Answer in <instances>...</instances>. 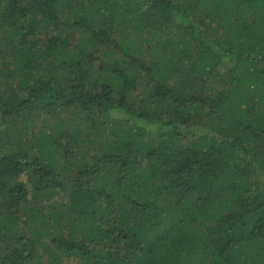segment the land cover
Wrapping results in <instances>:
<instances>
[{
	"label": "trees",
	"instance_id": "trees-1",
	"mask_svg": "<svg viewBox=\"0 0 264 264\" xmlns=\"http://www.w3.org/2000/svg\"><path fill=\"white\" fill-rule=\"evenodd\" d=\"M58 108L73 130L4 142ZM38 245L264 264V0H0V264Z\"/></svg>",
	"mask_w": 264,
	"mask_h": 264
},
{
	"label": "rangeland",
	"instance_id": "rangeland-1",
	"mask_svg": "<svg viewBox=\"0 0 264 264\" xmlns=\"http://www.w3.org/2000/svg\"><path fill=\"white\" fill-rule=\"evenodd\" d=\"M131 72V71H129ZM142 89H144V86H142ZM74 109L71 110H61L57 109L54 110L53 113H48V112H39V114L36 116L34 121L32 122L34 128L30 130L29 128H25L23 126L22 121H14L10 125V130L7 133V135L4 137L5 143L13 150L15 149L14 143L10 142L12 138H26L27 139H36L34 134L37 136H41L43 132H47L49 135L51 134L52 137L55 138L64 133L63 131H69L73 130L75 128V125H72L69 121V119L74 117ZM61 120H65L64 125L61 128H57L56 125L58 123H61ZM58 126V125H57ZM27 130H29L27 132ZM22 135V137L20 136ZM110 139L113 140L114 137L113 135H110ZM61 142V141H60ZM63 143V142H62ZM62 163V161H60ZM62 194L61 193H56L54 196L50 197V203L49 204H54V202L61 203L62 201ZM26 216L24 215V219ZM20 223V220H19ZM53 231V230H52ZM45 240L47 238H44ZM38 248L43 251L44 256L40 260V264H47L49 259H52L51 253L47 250H45L44 247L38 245ZM59 256V263L57 262L56 264H71L72 260L68 259L66 257H63L61 255ZM35 264H38L37 261L33 260Z\"/></svg>",
	"mask_w": 264,
	"mask_h": 264
}]
</instances>
